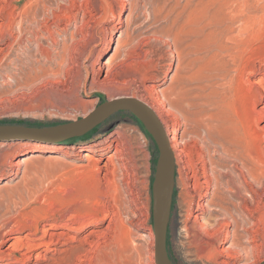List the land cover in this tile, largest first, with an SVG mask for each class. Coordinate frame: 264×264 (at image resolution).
I'll return each instance as SVG.
<instances>
[{"label": "rangeland", "instance_id": "rangeland-1", "mask_svg": "<svg viewBox=\"0 0 264 264\" xmlns=\"http://www.w3.org/2000/svg\"><path fill=\"white\" fill-rule=\"evenodd\" d=\"M150 1L78 0L80 8L77 11L71 0H47L45 12L49 15L52 9L66 6L61 25H66L68 31L74 29V25L80 26L79 34L76 35L80 52L86 45L92 50L88 61L84 53L78 58V53L70 50V58L66 60L69 64H63L64 68L67 66L65 69L72 67L70 72L76 70L79 61L86 65L85 69L80 67V72L84 76L88 75L87 82L82 77L80 87L73 94L88 100L90 104L79 110L69 103L66 105L69 100L54 95L55 88L64 89L62 86L65 85L57 83L54 78L38 74L35 60H43L34 55L35 45L28 44L25 39L28 35L24 31L23 43L16 45L0 61V124L25 128L54 126L84 118L97 106L116 96L140 99L157 112L165 131L174 124L178 125V139L171 142L175 156V183L166 240L169 261L171 264H223L221 260L227 264L249 263L244 253L235 259H227L219 254L211 255L208 250H197L189 243L191 239L185 237L184 225V177L179 172L186 165V154L189 153V158L196 160L197 150L205 146L203 138L206 134L202 127H197L201 119L196 112L206 108L203 92L198 87L204 85L208 69L206 56L214 43L213 37L207 35L209 28L202 30L209 21L207 14L211 15L214 10L221 9L227 18L233 20L229 23L233 28L232 33L222 37V42L235 47L230 54L234 58L230 55L225 57L229 64L234 65L230 64V75L234 78L230 80L229 76L222 81L220 90L227 99L223 101L226 110L243 117V112L248 108L249 91L248 84L238 80V75L242 73L240 70L245 63L259 66L258 60L264 55V0H251L250 3L249 0H152L153 5ZM242 10L252 13L245 30L236 20ZM76 11L77 20H73L71 15ZM42 14L39 12L38 17ZM172 25H175L174 28ZM26 28L29 31L33 29L28 25ZM126 29L128 36L124 34ZM117 40L124 42L113 61L112 70L114 73L129 72L119 77L114 85H108L105 91L96 88L88 90L91 65L96 68L98 62L106 60L113 52ZM64 78L68 80L69 76ZM96 78L101 79L102 76L97 75ZM180 88L189 90L190 96L197 99L199 104L188 107L177 101L179 97L175 91ZM167 100L176 103L178 109H171ZM116 131L126 137L115 158L114 175L111 167L104 170L97 166L98 170L96 165L77 153L78 146L84 144L105 147L106 137L111 133L116 135ZM197 134L200 137H196ZM38 142L54 146L55 151L37 156L26 155L25 151ZM23 154L26 159L19 164L18 160ZM157 157L158 150L152 135L139 118L126 110L115 111L84 135L65 140H0V216L5 212L3 207L7 206L10 208L7 217L17 215V218L24 217L29 221L46 217L59 222L66 219L73 225L76 222L85 224L84 231L94 223L99 224L105 220L106 224L111 223V231H107L110 236L117 237L130 231L128 238L133 241L128 245L132 254L131 264H155L151 186ZM108 180L114 185L108 184ZM260 188H257L260 194L255 199L263 202L264 195ZM115 210L121 214V218L118 213L114 214ZM112 217L114 220L111 221ZM125 228L128 230L125 231ZM117 230H120V235ZM225 245H229V240L222 246ZM246 246L249 244L246 243ZM254 254L249 256L253 264L264 261V248Z\"/></svg>", "mask_w": 264, "mask_h": 264}, {"label": "bare ground", "instance_id": "bare-ground-1", "mask_svg": "<svg viewBox=\"0 0 264 264\" xmlns=\"http://www.w3.org/2000/svg\"><path fill=\"white\" fill-rule=\"evenodd\" d=\"M71 2L78 11L80 8L78 0H71ZM46 7L47 0H0V61L16 45L23 43L24 34L27 33L28 37L25 39L28 44L35 45L36 48L34 55L43 60V62L35 60L38 65V74L41 77L54 78L57 83L65 85L62 86L64 89L57 90L58 87L55 88L54 95L69 100V102L65 101L67 104L63 100L66 105L69 103L79 110L85 109L90 102L74 96L73 92L80 87L82 77L85 78L84 81L88 79V75L84 76L80 72V67L85 69L86 65L77 61L76 70L70 72L72 67L69 66L68 69H65L67 66L64 68L63 64L68 59L70 50L75 51V54L78 53V58L82 57L84 53L87 61L92 50L83 42L86 46L80 52L79 42L76 39L80 26L74 25L75 28L68 31L66 25H61L65 18L66 6L61 5L58 9H52L51 15L45 12ZM77 11L71 15L73 20L76 19ZM39 12L43 13L40 18L38 17ZM82 12L84 11L82 10ZM251 14V12L242 10L237 16L236 20L242 29L245 30L249 26ZM207 18L209 21L202 30L209 28L207 35L213 37L214 43L206 56L208 69L203 81L204 85L198 87L203 92L206 108L202 112L195 111L201 119L198 120L197 127H202L206 134L203 138L205 146L203 148L201 146V149L197 150L196 160L189 158V153L186 154V165L179 172L180 176L184 177L182 188L185 191L184 202L186 205L184 225L187 235L185 237L191 239L189 243L197 250H208L211 255L212 253L219 254L227 259H235L244 253L245 260L251 261L250 254L255 255V251L264 248V201L259 202L255 199L260 194L257 190L259 186H261L262 189H260L264 195V55L258 60L259 66L248 62L241 67L242 73H239L238 80H244L248 84V108L245 110L246 112H243L245 113L243 117H240L241 114H231L232 112L226 110L223 102L226 98L222 95L220 87L223 85L222 81L231 76V63L229 64L225 57L232 54L235 47L223 43L222 37H227L232 33L233 28L229 23L233 20L227 18L226 13L221 9L214 10L211 15L207 14ZM27 25L33 29L29 31L26 28ZM24 31L26 32L23 34ZM127 33L126 29L124 34L128 36ZM123 42L119 40L113 52L107 56L106 60L98 62L96 68L91 65L92 75L88 90L96 88L105 91L108 85H114L119 77L129 72L126 70L114 73L112 70L113 61L119 50L122 49ZM54 55H56L55 59ZM97 75H101L102 78H96ZM68 76L69 79L66 80L64 77ZM233 78L231 76L230 80ZM175 94L179 97L177 101L188 107L199 104L197 99L190 96L189 90L180 88L175 91ZM122 98L127 97L116 96L113 100ZM168 105L171 109H178L177 104L173 101H168ZM177 131V124L165 131L166 135L168 134L172 153L174 151L171 142L177 141ZM115 133L116 135L111 133L106 137L107 145L105 147L84 144L78 146L77 153H80L81 158L93 163L96 167L104 168V170L111 167L113 174L115 158L126 137L120 131ZM196 137H200V135L197 134ZM181 139H183L182 136ZM180 150L186 153L183 148ZM54 151V146L38 142L25 153L37 156L44 152L53 153ZM26 155L23 154L19 158V164L25 161ZM173 157L175 158V156ZM110 181L112 182V180ZM108 184L111 185L110 182ZM262 195L260 196L262 197ZM3 208L5 212L0 216V264H131L132 254L128 245L133 241L128 238L130 231H127L126 228L127 234L123 233L121 236L113 237L107 234L108 229L111 231L109 228L111 223L110 225L109 222L106 224L105 220L99 224L94 223L87 231H84L85 224L76 222L73 225L66 219L59 222L46 217L43 220L29 221L30 219L24 217L17 218V215L7 217L6 214L10 212V208L7 206ZM117 211L114 214L119 212ZM118 216L121 218V214L118 213ZM113 218L111 221L114 220ZM250 219L252 222H249ZM120 222L117 223L120 224ZM123 225L121 226L123 227ZM120 230H117L118 233ZM228 240L229 245L222 246ZM246 243L249 246H246ZM219 246L222 247L219 248ZM250 261L244 264H253ZM221 263L227 264L224 260H221Z\"/></svg>", "mask_w": 264, "mask_h": 264}, {"label": "water", "instance_id": "water-1", "mask_svg": "<svg viewBox=\"0 0 264 264\" xmlns=\"http://www.w3.org/2000/svg\"><path fill=\"white\" fill-rule=\"evenodd\" d=\"M126 110L139 118L152 135L158 150L152 191V224L155 264H171L166 251L168 223L175 183V161L164 126L156 112L138 98L127 97L106 101L86 117L54 126L20 127L0 124V140H46L49 142L81 136L115 111ZM79 133L78 135H75ZM264 264V261L259 263Z\"/></svg>", "mask_w": 264, "mask_h": 264}]
</instances>
